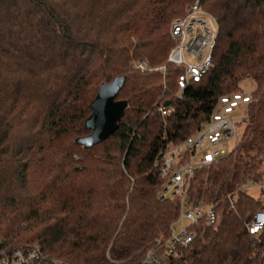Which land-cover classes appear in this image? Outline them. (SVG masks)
I'll list each match as a JSON object with an SVG mask.
<instances>
[{
    "label": "trees",
    "instance_id": "16d2710c",
    "mask_svg": "<svg viewBox=\"0 0 264 264\" xmlns=\"http://www.w3.org/2000/svg\"><path fill=\"white\" fill-rule=\"evenodd\" d=\"M192 1L0 0V249L36 243L64 264L137 262L177 213L157 197L166 144L249 80L238 147L189 183L192 198L215 206L216 223L200 224L179 264H262L264 231L252 240L244 227L260 203L242 185L259 180L264 159V0H199L218 24L211 67L176 99L168 29ZM132 59L165 65L166 75L130 70ZM118 75L115 99L126 107L117 129L76 144L98 84ZM159 96L173 107L167 116Z\"/></svg>",
    "mask_w": 264,
    "mask_h": 264
},
{
    "label": "built area",
    "instance_id": "2783aa9c",
    "mask_svg": "<svg viewBox=\"0 0 264 264\" xmlns=\"http://www.w3.org/2000/svg\"><path fill=\"white\" fill-rule=\"evenodd\" d=\"M217 30L215 17L201 8L199 0L187 4L182 15L171 20L168 33L172 45L165 63L178 71L173 98L180 99L184 90L198 82L211 67ZM128 68L133 71H159L162 77L166 75L165 65L152 67L146 60L132 59ZM251 92V88L240 89L217 96L207 118L196 125L192 134L179 144H166L159 159L157 197L174 200L177 213L166 233L156 235L139 250L140 258L134 264H179L181 253L193 241L200 224L209 226L216 223L215 206L192 198L189 183L198 168L217 162L238 147ZM160 97L156 109L162 116H167L173 107L169 102L164 105ZM247 180L243 185L248 183ZM244 227L252 240L264 231V202L250 217L245 218ZM256 255L254 249L253 256ZM0 264L64 263L43 254L38 244L25 243L0 249Z\"/></svg>",
    "mask_w": 264,
    "mask_h": 264
},
{
    "label": "water",
    "instance_id": "95a60500",
    "mask_svg": "<svg viewBox=\"0 0 264 264\" xmlns=\"http://www.w3.org/2000/svg\"><path fill=\"white\" fill-rule=\"evenodd\" d=\"M124 76L118 75L108 82L98 84L94 97L89 103L90 112L83 120L84 129L88 132L76 137L74 142L84 148L106 139L118 126L123 115L126 101L115 99L124 82ZM168 101H164V105Z\"/></svg>",
    "mask_w": 264,
    "mask_h": 264
},
{
    "label": "rangeland",
    "instance_id": "374dc122",
    "mask_svg": "<svg viewBox=\"0 0 264 264\" xmlns=\"http://www.w3.org/2000/svg\"><path fill=\"white\" fill-rule=\"evenodd\" d=\"M240 87L241 90H249L251 88V83L249 82V80H243ZM239 129L241 130L242 127H240ZM258 172L260 174L259 180H247L248 183L246 185H243V189L247 195L257 199L259 203H261L264 202V159H262V162L259 165Z\"/></svg>",
    "mask_w": 264,
    "mask_h": 264
}]
</instances>
